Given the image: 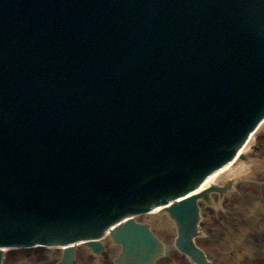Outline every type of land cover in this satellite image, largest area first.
Here are the masks:
<instances>
[{
	"label": "water",
	"instance_id": "obj_1",
	"mask_svg": "<svg viewBox=\"0 0 264 264\" xmlns=\"http://www.w3.org/2000/svg\"><path fill=\"white\" fill-rule=\"evenodd\" d=\"M263 117L264 0H0V248L185 197ZM171 212L188 237L192 200ZM140 229L113 236L150 261Z\"/></svg>",
	"mask_w": 264,
	"mask_h": 264
},
{
	"label": "rangeland",
	"instance_id": "obj_2",
	"mask_svg": "<svg viewBox=\"0 0 264 264\" xmlns=\"http://www.w3.org/2000/svg\"><path fill=\"white\" fill-rule=\"evenodd\" d=\"M251 152V151H250ZM256 159L253 161L254 166L249 165L250 171L247 173V176L249 177L250 180H254V178H260L259 180L261 181L263 178L260 177L259 173H253V170L255 171H259V169H261V167H263L264 169V129L262 132H258V135L256 136V139L254 141V148L251 152V155L249 157H255ZM251 167L252 170H251ZM249 170V169H248ZM250 173V174H249ZM239 192L241 193L242 197L240 199H238V197H234V196H229L228 198L233 205V211L229 212V218H231L230 220H235L234 218H241V221H238L239 224V228L238 229H234L233 228V224L229 221H225L224 226H230V229L228 230V232H223L221 223L220 221L217 223L216 219H213L212 215H209V221H208V226L207 228H211L212 232L214 233H218V235L220 236V241H219V245L220 247H218V249H215L212 251V253H217L220 256L219 261L220 263L223 264H260V261H258L253 255L249 254L246 252L243 253H238V252H232V249H224L222 246L227 244V235L229 234V232H233V233H240L239 231H244V224L243 221L245 222V220L247 219L248 216H250L251 214H257L258 209H261L260 205L257 201V198L259 196V192H257L255 189H250V186H248V184L243 185L240 184L239 185ZM230 204V203H229ZM167 230L169 231V226L166 227ZM156 233L158 234V236H161L162 239L165 241V243L169 244V246L171 247L170 243L173 239V234L170 235L169 233H166L167 231L165 229H163L162 227H157L156 228ZM241 237V235H239L237 237V239H239ZM231 250V251H230ZM172 252V251H171ZM81 258L82 259V264H88V262L86 260H89L86 258V254L85 252H83V254H81ZM86 258V260H85ZM104 259V258H103ZM21 260V259H20ZM40 260V259H39ZM24 261V260H21ZM21 261H15V263L10 262V264H24ZM104 263H106L108 261V259L103 260ZM174 261V259L172 258V255L167 258V262H171ZM29 264H34L29 263ZM35 264H51V257H45L44 259L40 260V261H35ZM92 264H100V262L97 261H93ZM172 264H180V263H172ZM262 264V263H261Z\"/></svg>",
	"mask_w": 264,
	"mask_h": 264
},
{
	"label": "bare ground",
	"instance_id": "obj_3",
	"mask_svg": "<svg viewBox=\"0 0 264 264\" xmlns=\"http://www.w3.org/2000/svg\"><path fill=\"white\" fill-rule=\"evenodd\" d=\"M253 141H254V139H253ZM252 143H253L252 141L249 142V145L244 150V152L248 151L250 149V147L253 146ZM246 168H247V166L244 167L243 165H241V163H240V165L235 164V165H231L230 167H227L223 172L217 173L214 177L207 180L206 183L204 184V186L202 187L201 191H206L208 188L212 187V185L216 186L217 182L226 178L225 177L226 173L228 175L235 176V177L241 176L245 172ZM217 177H219V178H217Z\"/></svg>",
	"mask_w": 264,
	"mask_h": 264
}]
</instances>
